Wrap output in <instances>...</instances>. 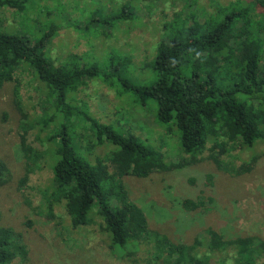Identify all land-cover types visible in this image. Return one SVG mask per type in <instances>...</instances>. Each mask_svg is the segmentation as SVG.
<instances>
[{
    "label": "rangeland",
    "instance_id": "374dc122",
    "mask_svg": "<svg viewBox=\"0 0 264 264\" xmlns=\"http://www.w3.org/2000/svg\"><path fill=\"white\" fill-rule=\"evenodd\" d=\"M252 2L28 0L20 9L0 7V31L30 42L52 31L41 49L54 65L76 61L109 71L108 77H84L67 94L66 102L74 111L69 117L68 132L78 154L90 164L108 155L111 143L97 144L87 118L112 127L124 137L135 134L161 147L165 161L178 163L188 155L176 145L173 132L165 133L155 120V101L148 97L141 100L134 86L150 85L155 80L152 62L163 24L173 12L192 11L202 20L199 13L204 9L208 15L220 14L222 19L225 11L217 13L219 8L234 3L235 7L247 9L252 29L264 37V9ZM121 10L129 15L114 18ZM262 52L264 68V48ZM114 55L116 63L110 67L108 63ZM119 57L128 60L119 63ZM47 89L35 71L19 68L15 80L5 82L0 91V158L10 172L8 180L0 183V226L19 233L20 242L28 250L27 260H15L14 264H159L154 254L158 255V250L152 247L154 243L150 245L157 234L174 243L201 240L204 254L208 253L210 231L224 239L252 235L264 240V139L232 151L231 156L220 154L218 163L205 152L199 162L191 165L154 170L144 177L125 176L129 199L143 210L148 221V241L144 244L115 246L114 254L96 204L88 212L86 224L70 227L64 200L51 201L56 135L65 120L62 111L52 107ZM260 97L257 105L264 110V90ZM36 119L47 120L43 129L34 124ZM25 128L28 133L23 142ZM26 143L33 147L29 159L23 149ZM254 158L250 170L236 172L240 164ZM186 200L195 201L196 208L185 207ZM109 201L114 205V196ZM128 251L132 260L120 256ZM215 254L225 264H240L231 249ZM254 264H264V256Z\"/></svg>",
    "mask_w": 264,
    "mask_h": 264
},
{
    "label": "trees",
    "instance_id": "16d2710c",
    "mask_svg": "<svg viewBox=\"0 0 264 264\" xmlns=\"http://www.w3.org/2000/svg\"><path fill=\"white\" fill-rule=\"evenodd\" d=\"M27 1L0 0V7L20 9ZM254 4L264 9V0H253ZM223 11L224 16L220 19V14L217 17L208 15L207 10H200L202 20L192 11L173 12L171 19L163 24L152 62L155 80L150 85L134 86L141 100L148 97L155 101V120L165 133L173 132L176 145L188 155L178 163L165 161L161 147L157 148L135 134L124 137L112 127L87 118L97 144L102 145L104 141L112 144L108 155L90 164L78 154L68 132L67 124L74 111L66 102L67 94L74 91L84 77H108L109 71L96 64L87 67L76 61L54 65L41 49L50 40L52 31L33 42L0 31V91L5 82L15 80L19 68L33 70L46 84L52 107L64 115L65 122L56 135L58 147L53 165L51 201L64 200L66 222L72 228L86 224L88 212L96 204L103 229L110 234L109 247L113 252L115 246L123 247L129 242L141 245L148 241L147 218L129 199L123 182L125 176L144 177L154 170L191 165L199 162L205 152L218 163L220 154L231 156L232 151L264 139V110L257 105L264 90L261 65L264 37L252 29L245 7L230 3L219 8L217 13ZM128 15L121 10L114 18ZM116 59L117 56H112L108 66H114ZM127 60L119 57V63ZM46 122L36 119L34 124L43 129ZM27 133L25 128L23 142ZM85 140L93 142L87 137ZM26 145L24 154L29 159L33 147L30 143ZM255 159L240 164L236 172L250 170ZM9 177L8 167L0 158V183ZM110 196L115 198L114 205L109 201ZM51 203L49 210H52ZM184 205L188 209L196 208L193 200H186ZM210 233L207 254H204L201 240L196 239L189 244L174 243L167 236L157 234L150 245L154 243L152 247L158 250V255L154 254L159 264H225L215 253L230 249L237 254L240 264H254L264 256V240L259 237L224 239L213 231ZM20 240L19 233L11 227L0 226V264L27 260L28 250ZM122 253L120 256L132 257L130 251ZM146 259L149 261V257Z\"/></svg>",
    "mask_w": 264,
    "mask_h": 264
}]
</instances>
